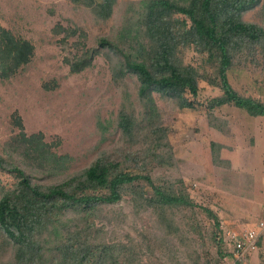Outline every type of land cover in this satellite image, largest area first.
<instances>
[{"label":"rangeland","instance_id":"obj_1","mask_svg":"<svg viewBox=\"0 0 264 264\" xmlns=\"http://www.w3.org/2000/svg\"><path fill=\"white\" fill-rule=\"evenodd\" d=\"M128 1L116 0L112 15L102 20L73 0H0V27L32 45L27 62L0 76V153L13 155L38 181H54L80 169L103 149L120 154L130 145L117 125V112L123 105L141 110L135 77L115 78L116 55L105 47H98L79 71L69 66V60L97 44L98 35L118 30ZM243 18L264 25V0ZM72 29L74 34L66 35ZM181 54L184 61L202 63L213 74V64L205 63L201 53L187 48ZM227 75L239 92L264 100V74L258 67L234 64ZM219 93V86L199 80L195 98L201 103L194 108H181L171 97L152 93L168 127L173 163L149 171L163 179L182 178L189 196L217 214L222 237V228L235 223L255 226L257 247L237 258L222 243L227 253L219 255L213 221L199 207L176 211L181 228L169 232L149 210L133 209L123 190L116 202L100 204L95 224L103 225L107 238L123 244L119 254L130 264H235L236 259L264 264V115H250L232 104L208 108L206 99ZM209 111L221 119L222 128L210 124ZM31 134L53 153L46 165L24 151L29 149L24 137ZM211 141L223 145L219 153L224 162H213ZM13 181L0 170V185ZM95 193L107 192L100 188ZM10 253L0 237V260Z\"/></svg>","mask_w":264,"mask_h":264},{"label":"trees","instance_id":"obj_2","mask_svg":"<svg viewBox=\"0 0 264 264\" xmlns=\"http://www.w3.org/2000/svg\"><path fill=\"white\" fill-rule=\"evenodd\" d=\"M73 1L88 6L102 20L112 15L116 2ZM260 2L130 0L116 32L98 35L95 46L69 60L70 70L79 71L90 63L98 47H105L116 55L114 77H135L141 110L123 105L117 112V125L130 145L120 154L103 149L84 167L54 181H38L13 155L0 153V170L14 177L11 185H0L1 245L11 250L0 264H130L119 254L123 244L107 238L101 233L103 225L95 224V217L101 216L100 204L116 202L123 190L129 193L133 209L149 210L169 232L181 228L176 211L199 207L213 221L215 233L211 234L219 255L227 253L222 249L217 214L189 196L182 178L163 179L149 171L154 165L168 167L173 163L168 127L152 93L171 97L181 108H194L201 103L195 98L199 80H205L221 89L206 99L208 108L232 104L250 115H264V100L239 92L227 75L234 64H251L264 74V25L243 18L245 11ZM74 32L72 29L66 35ZM187 48L213 64V74L202 63L184 61L181 51ZM31 51L29 40L0 27V76H8L9 71L27 62ZM208 119L211 125L222 128L221 119L212 111ZM24 140L29 145L25 152L32 151L40 164L50 162L53 153L47 145L38 142L34 134ZM222 146L210 142L215 163L225 161L219 153ZM100 188L106 195L95 193ZM235 264L241 260L236 259Z\"/></svg>","mask_w":264,"mask_h":264},{"label":"built area","instance_id":"obj_3","mask_svg":"<svg viewBox=\"0 0 264 264\" xmlns=\"http://www.w3.org/2000/svg\"><path fill=\"white\" fill-rule=\"evenodd\" d=\"M264 229V223L260 221ZM220 226L222 227L221 223ZM235 227H224L223 229V243L228 252L234 256H244L245 252L257 247L258 232L255 226H248L244 223H235Z\"/></svg>","mask_w":264,"mask_h":264}]
</instances>
